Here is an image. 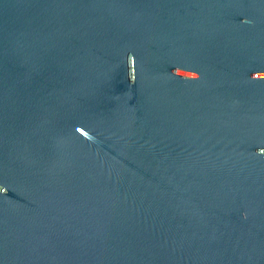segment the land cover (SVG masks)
<instances>
[{
    "label": "water",
    "instance_id": "obj_1",
    "mask_svg": "<svg viewBox=\"0 0 264 264\" xmlns=\"http://www.w3.org/2000/svg\"><path fill=\"white\" fill-rule=\"evenodd\" d=\"M0 264H264V0H0Z\"/></svg>",
    "mask_w": 264,
    "mask_h": 264
}]
</instances>
